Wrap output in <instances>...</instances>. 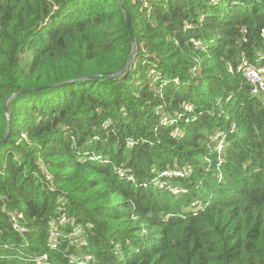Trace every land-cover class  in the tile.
I'll use <instances>...</instances> for the list:
<instances>
[{"label":"trees","instance_id":"trees-1","mask_svg":"<svg viewBox=\"0 0 264 264\" xmlns=\"http://www.w3.org/2000/svg\"><path fill=\"white\" fill-rule=\"evenodd\" d=\"M127 1L146 53L129 82L17 105L26 155L0 153V264H264V105L237 72L243 58L264 65V0ZM124 47L116 0H0V96L8 73L20 85L107 73Z\"/></svg>","mask_w":264,"mask_h":264},{"label":"water","instance_id":"water-1","mask_svg":"<svg viewBox=\"0 0 264 264\" xmlns=\"http://www.w3.org/2000/svg\"><path fill=\"white\" fill-rule=\"evenodd\" d=\"M116 2L120 17L121 34L125 42L124 51L116 70L100 74H81L61 78L58 81L31 85L16 83L14 76L8 73L10 90L0 96V153L7 145H11L15 147L21 156L26 155L20 143L13 139L18 120V103L34 96L77 84L93 82L117 90L118 86L129 82L136 71L137 58L146 56V53L141 49L139 36L132 25L128 1L116 0Z\"/></svg>","mask_w":264,"mask_h":264},{"label":"built area","instance_id":"built-area-1","mask_svg":"<svg viewBox=\"0 0 264 264\" xmlns=\"http://www.w3.org/2000/svg\"><path fill=\"white\" fill-rule=\"evenodd\" d=\"M261 34H262V37L264 38V30H262ZM229 70L231 71L230 68ZM237 72L242 75L243 79L248 84L250 95L259 98L262 104L264 105V65L259 64V62L256 64H251L243 58L241 60V64L237 68ZM153 81L155 82L157 81V79L153 78ZM185 108L188 111L191 110L188 106H186ZM161 122L169 126L173 124L172 120L168 119L165 115L162 116ZM235 129H236V125L233 124L231 125L229 132L233 133ZM178 134L182 136L181 133H178ZM220 135L221 133H219L217 136L212 138V141L216 142V152L218 153V158H217L218 164L222 163L220 152L224 149V142L219 138ZM130 144L131 142L128 143V145ZM119 172H120V176H123V173L121 171ZM189 174H190V170L184 168L178 171H175V170L164 171L160 174L159 178H165V177H170V176L176 177V178H185L186 176H189ZM127 180L132 181L131 178L130 179L127 178ZM162 187H163V184L160 185V189ZM169 189H170V192L175 196L185 193V190H183L182 188L178 186L169 185ZM12 221H13L14 230H16L19 233H23L25 231V228L20 226V224L18 223L17 218H12ZM58 222L60 225L70 224L71 226H73V229L71 233L69 234V238H72L73 240L77 242H81L82 237H80V234H81L82 228L80 226L74 225L73 222L67 219L64 215L59 218ZM58 238H59V232L56 230V228H51L49 230V239H50V246L52 249H55L57 247L56 242ZM46 260H47L46 255H41L40 257L35 259L37 264H46L45 263ZM70 260L78 261L79 259L76 256H71Z\"/></svg>","mask_w":264,"mask_h":264}]
</instances>
